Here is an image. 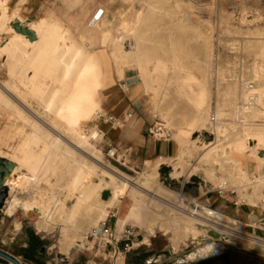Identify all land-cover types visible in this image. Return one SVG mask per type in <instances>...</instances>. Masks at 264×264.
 <instances>
[{
    "label": "rangeland",
    "instance_id": "374dc122",
    "mask_svg": "<svg viewBox=\"0 0 264 264\" xmlns=\"http://www.w3.org/2000/svg\"><path fill=\"white\" fill-rule=\"evenodd\" d=\"M94 2L96 10H105L97 25L89 26L92 15L87 16L82 7L70 14L81 21L70 24L76 39L66 26L59 23L61 27H58L56 20H40L59 32H67V41H73L75 47H83V56L66 81H62L65 68L62 65L53 78L39 77L28 84L27 79L33 74L29 69L30 59L25 57L18 40L13 41L10 48L3 47L6 37L3 39L5 34L0 30V155L7 159L21 157L28 138L37 132L43 141L33 149L36 153L39 151L38 155L42 154V167H49L38 188L19 190L7 182L9 194L2 210L6 215L15 213L29 230L36 231L52 257L63 251L67 253L70 247L86 251L77 244L85 242L89 231L106 219L92 224L96 210L111 201L112 186L109 184H119L120 180L110 173L118 172L127 183L123 199L134 197L146 218L144 225L127 223H131L145 241L152 236L159 242L161 250L169 246L178 257L195 252L192 258L220 249L224 241H248L241 237L246 233L232 225L221 210L253 207L263 202L264 184L258 185L255 199H250V195L253 181L264 178V146L256 148L250 174L243 182L230 180L226 164L216 167L202 163V155L221 142V135L227 132L243 131L246 125H264V101L256 114L243 113L240 109L250 94L244 87L246 81L264 94V0ZM0 25H6L5 17L0 20ZM12 28L15 30L14 25ZM69 57L66 56V60ZM82 68L84 71L92 69L88 86L80 85L76 80ZM106 78V85L115 87L128 101L133 97L140 98L141 103L131 107L148 117L151 125L163 122L174 131L176 154L162 160L167 164L159 167L160 161L152 164L142 161L141 153H129L128 147L117 136L102 129L103 119L96 118L101 111L102 83ZM5 87L10 91L4 90ZM39 87L45 88L40 100L35 95ZM54 91H57V104L61 106L59 113L55 112L57 105L52 110L43 108ZM91 103L97 109L85 117L84 109ZM241 114L244 116L240 119ZM214 117L218 124L222 123L220 128L212 123ZM97 130L99 136L91 142L97 146L100 157L91 156L97 173L90 176L92 203L96 209L88 213L87 207L82 206L75 223L71 224L64 220L76 202L68 193L74 167L65 165L61 154L50 149V142L56 134L62 133L67 141L70 139L77 145V133L89 135ZM183 132L188 134L185 148L179 139ZM255 144L254 138L250 137L248 148H255ZM45 146H48L47 152H43ZM110 150L115 152L114 155ZM75 154L78 160H84L80 153ZM231 155L239 157L235 151ZM258 161L261 163L259 168ZM20 174L11 173L10 179L19 180ZM139 186L144 192L136 188ZM104 189L105 200L101 198ZM48 193L53 195L54 201L46 196ZM24 200L41 201L51 211L43 217L38 216L36 212L24 209L21 205ZM12 207L15 211L10 213ZM192 211L210 219L207 224L195 222V227L201 230L199 234L189 227L193 224L189 215ZM10 221L8 216L4 218L5 225ZM213 221L238 234L210 225Z\"/></svg>",
    "mask_w": 264,
    "mask_h": 264
},
{
    "label": "bare ground",
    "instance_id": "6f19581e",
    "mask_svg": "<svg viewBox=\"0 0 264 264\" xmlns=\"http://www.w3.org/2000/svg\"><path fill=\"white\" fill-rule=\"evenodd\" d=\"M7 1L8 0H4V1L0 0V20H2L3 17H5V20H6L5 26L0 25V30L3 31L5 34V35H2L3 39H4V37H6V39H4V43L2 44V46L10 48L12 46L13 41H15V40H18V42L21 43V46L24 49L25 57L30 59V68L29 69L33 73L31 75V77H29L27 79V83L28 84L34 83L39 77H41V78H53L56 75L58 69L62 65H65L64 72L62 75V81L63 80L66 81L68 78H70L73 69L78 65L79 60L83 56V51H84L83 47H81V46L75 47V44L73 41H70V42L67 41L68 37L66 35L67 34L66 31H65L66 33L59 32L56 27L50 26V25L43 23L41 21L30 22V23H27V22L23 23V21H22V25L24 27H28L34 33L35 39H30L29 35L24 34L22 32H18L16 29H15L16 30L15 31L12 28V26H13L12 24L14 22L11 24V21L13 19V15L8 14L9 12H8ZM101 9H103V8H101ZM103 11L105 13L104 9H103ZM56 22H58V21H56ZM57 25H58V27H61L59 22ZM1 39H2V37H1ZM68 55H70V57L68 60H66V56H68ZM91 70L86 69L84 71V69H83V71H81L78 74V76L76 78L78 84L83 85V86H88L89 81H91V79H92L91 78L92 76L90 73ZM258 72H259V70H258ZM246 82L247 83L244 85V87H245L246 91H248L250 94L248 96H246V99L244 102H242L240 109L242 110L243 113L256 114V112L258 110L262 109L261 105L264 101V94L260 93L257 89H254L253 83H248V81H246ZM5 84H6V82H5ZM61 85H62V83H61ZM65 85H67V84H65ZM80 85H79V87H81ZM68 88H71V87H68ZM11 89H13V87ZM4 90L10 91V89L8 87H5ZM92 90H93V88H92ZM44 93H45V88L39 87L38 89L35 90V95L37 97H39V100H40V98L42 99ZM57 102H58L57 91H54L53 94L49 97V99H47L44 102L43 108L47 109V110H52L53 106L57 105L55 112L59 113L61 106L58 105ZM41 105H43V104H41ZM96 109H97V106H95L94 104L91 103L90 105H88L84 109L83 114L85 115V117H88ZM237 111H239V110H237ZM100 113H105V112L99 111L97 113V117ZM243 116L241 114V116L239 118L241 119V117H243ZM67 118L69 119V117H67ZM212 119H213L212 123L214 125L217 124V126H219L222 124V123L221 124L217 123L216 117H214ZM63 121H64V119H63ZM46 124L47 123H45V125ZM220 127L221 126H219L218 128H220ZM243 129H244L243 131L236 130L234 132H229V133L227 132L226 134L223 133L224 136L221 135L223 137L221 142L219 141V143L217 145L215 144V146L208 149L206 151V153L202 155V163H211V164L215 165L216 167L217 166L222 167V166H224V164H226L229 168V174L231 177L230 180L232 182H235V183L236 182H243L244 180L248 179V175L250 174V170H251V165L254 163L253 160L255 158V150H257L256 148L264 146V125H261V124L246 125ZM97 131H93L89 135L77 133L76 134L77 137L75 136L77 138V145L75 144V142L70 141V139H69V141H67L65 139L66 137L64 138L62 133L56 134V138H54L51 142L49 141L50 142V149H52V151H55L57 153L59 152V154H61L60 156H62L63 162L65 163V165L68 166L70 164L74 167V171L72 172V176H71V181L69 182L70 188L68 189V193L72 196L73 200L76 199V202L74 203L72 209L70 210L68 217L64 220L65 222L67 221V222H70L71 224L75 223L76 215L78 214L79 209L82 206L87 207L88 213H91L92 211H94L96 209L95 204L92 203V192H91L92 188H91L90 176L97 173L95 165L92 164L93 161L91 160V156L95 155L97 157H100V151L96 148L97 146H95V144H93L91 142V140H97V138L99 136V132H100L99 130H97ZM15 133H16V131H15ZM17 133H19V132H17ZM11 135H13V134H11ZM18 136H20V135H18ZM24 137L25 136H23V138ZM250 137H253L254 140L256 141L255 148H250V149L248 148L247 143H248V139ZM73 139H75V138L73 137ZM218 139H219V137H218ZM23 141H25V140H23ZM42 141H43V138L41 137V135L39 133L35 132L31 137L28 138L26 145H25V148L22 151L23 152L22 156L17 157L15 159L9 158L10 160H12L15 163V167L13 169L12 174H16V173L19 174V172L21 173L19 175L20 178H18L19 180H11L10 176L7 177V182H10L11 186L18 188L19 190H21L22 188L24 189L26 187H30L31 189L38 188L41 181L43 180V178L46 177V175L48 174L49 167H46V166H44V168L42 167V164H43L42 154L38 155L39 151L37 152L38 153L37 154L33 149L37 145L40 146ZM47 147L45 146V148L44 147L42 148L43 152L44 151L47 152V150H48ZM73 151H77V152H73ZM233 151L239 153L238 158H233V156L231 155V153ZM75 153H80L84 160H78L77 154H75ZM43 156H44V154H43ZM12 157H14V156H12ZM50 161H51L50 158H48L47 162L49 163ZM258 163H259V165L257 167L259 168L261 163H260V161H258ZM204 165H206V164H204ZM66 166H65V168H67ZM61 171H63V170H61ZM111 171H112V169H111ZM106 173L109 174V172H106ZM118 174H120V173H118V172L110 173V175H112V177H114L116 179L118 178L120 180L119 184H117V183L109 184L106 180H104L102 178V180L105 183H108L110 186H112V199L109 203L105 204V206H103L102 208L99 207V209L96 210L97 216H96V219H94V221L92 222V224L97 225V223L101 219H105L108 216L110 208L119 204L118 221L120 224L123 225V224H126L127 222L131 221V222L136 223V224L144 225L146 222V218L143 217V213L139 209L140 203L135 202L134 197L129 198L127 200L123 199L122 194L127 189V183L124 180H122ZM260 178H258V179H260ZM113 181H111V182H113ZM224 181L225 180L222 181L223 186L225 184ZM253 182H254L253 193L250 195L251 196L250 199H255L256 196H258L257 195V188H258V185L264 184V178H261L260 180L253 181ZM255 183H257V184H255ZM136 188H138L144 192V189H142V187L139 186ZM46 196H48L50 200L54 201V197L51 193L50 194L48 193ZM28 200H24L23 203L21 204L25 210L34 211V212H36V214L38 216H41V217L50 213L51 209L48 205L44 207V205L40 203L41 201L39 202L36 200L35 201H28ZM262 200H264V198ZM14 211H15V208H13V207L9 209L10 213H13ZM189 215H190L191 219L193 220V224H190L191 226L189 225L190 230L193 231V233H195V234L201 233V230H199L195 227V222L207 224L210 219L208 220V218H205L204 216H202L197 211H192L191 213H189ZM216 223H218V222L213 221V223H210V225H213L214 227H217L219 229H224V230L228 231L229 233L238 234V232L233 231L229 228L227 229L224 227H220Z\"/></svg>",
    "mask_w": 264,
    "mask_h": 264
},
{
    "label": "crops",
    "instance_id": "0c3cea01",
    "mask_svg": "<svg viewBox=\"0 0 264 264\" xmlns=\"http://www.w3.org/2000/svg\"><path fill=\"white\" fill-rule=\"evenodd\" d=\"M7 6L8 14L13 15L11 21V23L14 22L13 24L18 22L22 24V21L30 23L40 20H56L66 26L73 37L74 33L70 24H80L81 21L78 20V17L70 14L79 7L85 9L88 13L87 16L93 15L96 11L94 0H8ZM108 78L102 83L103 92L99 105L101 111L111 114L121 121H124V117L129 113L131 117L120 126L112 121L103 120L100 124L102 129H105L110 135L117 136L120 142L128 147L129 153H141L144 156L142 161L151 162V164L160 161L159 167L162 164H167L162 160L170 159L176 154L175 141L158 140L151 136L148 133L151 125L148 117L131 107L141 103L140 98L133 97L135 100L130 98L128 101L115 87L106 85ZM97 126L99 127V125ZM179 139L185 148L188 134L183 132ZM0 158L7 159L1 155ZM105 195L104 189L101 192L103 200H105ZM205 210L212 211L206 207ZM118 213L119 207L114 206L109 209L106 217L117 238L121 236L123 229L131 224L119 225ZM221 213L228 218L232 225L246 233L241 237L248 241H224L221 243L220 249L214 252L197 254L190 258L195 253L192 252L185 257H178L171 247L166 246L161 250L162 248L158 247L159 242L152 236H150V240L145 241V237L139 231H135L134 246L130 251L124 250L123 242L114 241L105 247L92 242L88 251L70 247L67 253L63 251L56 257H52L46 249V243L37 237L36 231L29 230L23 220L17 219L15 213L6 215L1 208L0 249L14 255L24 264H264V202L253 207L236 206L231 209H222ZM6 216L11 218V221L5 225L4 218ZM0 264L12 263L0 256Z\"/></svg>",
    "mask_w": 264,
    "mask_h": 264
},
{
    "label": "built area",
    "instance_id": "2783aa9c",
    "mask_svg": "<svg viewBox=\"0 0 264 264\" xmlns=\"http://www.w3.org/2000/svg\"><path fill=\"white\" fill-rule=\"evenodd\" d=\"M104 15V11L101 8H98L94 14L92 15L89 26L93 27L97 25L102 17ZM131 117V114H127L126 117H124V121H127V119ZM103 119L105 121H112L117 126L122 125L124 121H121L120 119H116L113 115L107 114V113H100L96 120ZM148 133L153 136L154 138L158 140H164V141H173L175 137L174 131L168 127L163 122H155L148 130ZM110 153L114 155V151L110 150ZM264 202V200H263ZM134 237H135V228L131 225L126 226L119 238H117L114 234L113 229L108 224V218L101 221L100 224L91 229L89 233L86 236V241L78 245L82 250H90V245L92 242L98 243L100 246L105 247L109 244H112L114 241L116 242H123L124 243V250L130 251L134 246ZM137 245H140L137 243Z\"/></svg>",
    "mask_w": 264,
    "mask_h": 264
},
{
    "label": "water",
    "instance_id": "95a60500",
    "mask_svg": "<svg viewBox=\"0 0 264 264\" xmlns=\"http://www.w3.org/2000/svg\"><path fill=\"white\" fill-rule=\"evenodd\" d=\"M13 25L18 32H22L24 34L29 35L30 39H35L34 33L28 27H24L19 22ZM14 167L15 163L12 160H2L0 158V204L5 202L8 197L9 189L7 184V177L11 175V172H13ZM195 188L198 187L195 186ZM0 256L10 261L12 264H23L21 260H19L17 257L2 249H0Z\"/></svg>",
    "mask_w": 264,
    "mask_h": 264
},
{
    "label": "flooded vegetation",
    "instance_id": "af4514ba",
    "mask_svg": "<svg viewBox=\"0 0 264 264\" xmlns=\"http://www.w3.org/2000/svg\"><path fill=\"white\" fill-rule=\"evenodd\" d=\"M3 204H4V202H3L2 204H0V210H1V208L3 207Z\"/></svg>",
    "mask_w": 264,
    "mask_h": 264
}]
</instances>
